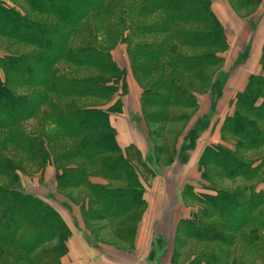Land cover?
I'll return each mask as SVG.
<instances>
[{"label":"trees","instance_id":"16d2710c","mask_svg":"<svg viewBox=\"0 0 264 264\" xmlns=\"http://www.w3.org/2000/svg\"><path fill=\"white\" fill-rule=\"evenodd\" d=\"M212 1L0 0V264H63L71 230L54 195L37 196L22 183L49 163L57 193L80 204L84 223L109 219L116 235L131 240L143 187L110 122L119 97L104 107L126 91V70L111 48L125 44L143 115L159 133L185 118L173 107L197 105L195 92L210 87L222 61L228 43ZM259 1L228 0L235 10ZM260 63L264 70V43ZM221 130L234 149H204L200 166L211 192L184 188L198 206L178 222L173 257L264 264V189H257L264 184V73L250 75ZM169 149L155 144V156Z\"/></svg>","mask_w":264,"mask_h":264},{"label":"crops","instance_id":"0c3cea01","mask_svg":"<svg viewBox=\"0 0 264 264\" xmlns=\"http://www.w3.org/2000/svg\"><path fill=\"white\" fill-rule=\"evenodd\" d=\"M211 7L227 37V48L220 52L222 61L214 69L210 87L195 92L197 105L173 107L172 112H184L185 118L165 125L159 133L153 131L161 126L147 121L143 115V90L130 68L125 44L117 43L111 48L115 62L126 70V91L120 96L113 95L104 107L119 97L121 106L110 111V122L118 146L137 168L143 187L144 206L130 241L115 234L109 219L99 222L96 234L87 231L80 204L57 193V169L53 164H47L41 173L22 177L27 191L46 198L54 195L51 203L71 230L66 240L67 251L61 257L63 264H184L183 257L176 260L173 257L176 228L197 206L185 201L183 190L190 186L196 193L211 192L202 175V153L207 146L218 144L234 149V141L223 136V121L233 113L235 95L245 89L250 75L264 73L260 63L264 0L250 9L235 10L228 0H213ZM171 130L177 132L169 133ZM164 143L168 144L169 152L155 156V144ZM167 156L171 158L166 160ZM89 180L108 183L100 176H90ZM225 183L229 185L230 181ZM257 189H264V184Z\"/></svg>","mask_w":264,"mask_h":264},{"label":"rangeland","instance_id":"374dc122","mask_svg":"<svg viewBox=\"0 0 264 264\" xmlns=\"http://www.w3.org/2000/svg\"><path fill=\"white\" fill-rule=\"evenodd\" d=\"M5 42H6L5 40L0 39V54H2V52L4 51V44H5ZM0 74H2V73L0 72ZM198 193H201V192L198 191ZM185 201L188 202V203L195 204L196 206H198V204L195 203V202H194L191 198H189V197H186V198H185ZM82 221H83V219H82ZM83 225H84V227H87V229H89V230L91 231L92 234H95L96 231L98 230L99 223H92V222H89V224L87 225V224L84 223V221H83Z\"/></svg>","mask_w":264,"mask_h":264}]
</instances>
